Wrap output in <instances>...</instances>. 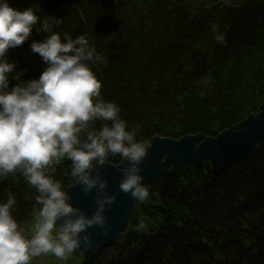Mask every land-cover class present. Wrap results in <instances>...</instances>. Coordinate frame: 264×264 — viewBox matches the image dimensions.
I'll list each match as a JSON object with an SVG mask.
<instances>
[{
	"label": "trees",
	"instance_id": "trees-1",
	"mask_svg": "<svg viewBox=\"0 0 264 264\" xmlns=\"http://www.w3.org/2000/svg\"><path fill=\"white\" fill-rule=\"evenodd\" d=\"M13 7L61 18L57 32L87 34L107 64L93 66L101 94L121 109L137 138L214 137L264 103V0H10ZM44 35L7 58L38 79L44 63L31 51ZM223 41L220 42L219 39ZM15 79L10 80L14 86ZM102 122L97 121L99 128ZM119 156L109 162L119 165ZM70 161L57 166L66 175ZM136 203L126 231L99 256L79 264H264V143L222 172L173 167ZM11 191L13 215L26 229L37 192L17 172L0 180V202ZM142 216L147 230L137 228Z\"/></svg>",
	"mask_w": 264,
	"mask_h": 264
},
{
	"label": "clouds",
	"instance_id": "clouds-1",
	"mask_svg": "<svg viewBox=\"0 0 264 264\" xmlns=\"http://www.w3.org/2000/svg\"><path fill=\"white\" fill-rule=\"evenodd\" d=\"M61 18L39 16L34 7L19 9L0 0V180L17 172L38 193L39 206L27 229L13 215L16 198L9 191L0 202V264H31L42 255L67 260L80 248H91L89 229L108 232L106 212L117 199L108 191L100 167L117 156L127 166L119 188L135 203H146L150 186L142 165L151 144L138 139L114 101L101 94L102 82L93 66L107 64L87 34L73 38L57 32ZM45 34L31 51L45 65L38 79L23 80L24 71L7 54L29 40L33 29ZM17 83L12 86L10 80ZM102 122L95 127L96 122ZM70 161L66 175L85 194L95 190V211L88 215L74 206L57 166ZM137 228L147 230L142 216Z\"/></svg>",
	"mask_w": 264,
	"mask_h": 264
},
{
	"label": "water",
	"instance_id": "water-1",
	"mask_svg": "<svg viewBox=\"0 0 264 264\" xmlns=\"http://www.w3.org/2000/svg\"><path fill=\"white\" fill-rule=\"evenodd\" d=\"M149 143V156L142 165L144 182L148 185L164 177L173 167L201 169L209 165L213 171L222 172L236 161L253 157L264 143V103L257 113L249 114L217 136L205 139L200 134L179 139L155 136ZM126 166L127 162L121 161L120 165L108 162L100 167L103 178L108 181L109 193L117 196L112 208L106 212L108 232L105 234L98 226L89 229L93 246L77 249L74 255L86 259L97 257L104 249L113 246L128 228L136 203L119 188L123 176L121 170ZM67 189L74 206L82 208L88 215L95 211V190L85 194L81 186L74 184Z\"/></svg>",
	"mask_w": 264,
	"mask_h": 264
},
{
	"label": "rangeland",
	"instance_id": "rangeland-1",
	"mask_svg": "<svg viewBox=\"0 0 264 264\" xmlns=\"http://www.w3.org/2000/svg\"><path fill=\"white\" fill-rule=\"evenodd\" d=\"M78 256L71 254L67 260H59L54 256H40L36 257L31 261V264H79Z\"/></svg>",
	"mask_w": 264,
	"mask_h": 264
}]
</instances>
